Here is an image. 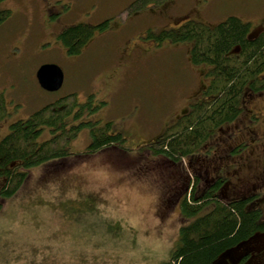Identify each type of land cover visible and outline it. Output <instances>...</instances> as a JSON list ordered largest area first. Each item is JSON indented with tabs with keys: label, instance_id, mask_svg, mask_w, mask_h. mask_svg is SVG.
<instances>
[{
	"label": "rangeland",
	"instance_id": "374dc122",
	"mask_svg": "<svg viewBox=\"0 0 264 264\" xmlns=\"http://www.w3.org/2000/svg\"><path fill=\"white\" fill-rule=\"evenodd\" d=\"M134 1H0V9L10 10L0 23V93L7 111L0 138L12 122L70 93L80 103L89 98L98 106L71 123L110 122V133L125 137V149L103 147L86 155L91 135L82 125L69 142L68 159L30 168L27 180L0 208V264H166L178 240L186 177L189 183L198 172L194 192L199 193L206 175H215L204 168L206 154L224 153L216 148L185 157L180 167L145 149L187 105L205 97L209 79L206 65L191 62L189 43L155 45L145 33L174 26L165 17L166 7L208 24L235 15L254 29L264 19V0H167L166 6L136 10ZM106 20L78 54H68L58 38L67 26ZM45 63L62 69L58 90L47 91L37 82L36 70ZM249 93L243 94L240 117L264 104L262 94ZM228 125L221 124L211 137H220ZM50 134L45 128L41 140ZM154 165L155 176L150 174ZM214 165L216 160L209 171ZM256 166L262 164L247 165ZM164 169L169 177L158 178ZM179 172L186 175V187L171 199L168 179L181 184ZM244 179L241 174L226 183L225 192L235 193Z\"/></svg>",
	"mask_w": 264,
	"mask_h": 264
},
{
	"label": "trees",
	"instance_id": "16d2710c",
	"mask_svg": "<svg viewBox=\"0 0 264 264\" xmlns=\"http://www.w3.org/2000/svg\"><path fill=\"white\" fill-rule=\"evenodd\" d=\"M166 1L135 0L132 6L136 10ZM9 15V9H0V23ZM107 22H79L62 29L58 38L68 54H78L93 33L103 29ZM145 37L155 45L165 40L187 42L191 62L207 66L205 72L209 79L203 90L205 97L190 103L145 145L148 152L160 154L170 163L182 164L185 157L196 156L205 148L216 128L238 117L244 93L264 90V25L251 29L249 22L235 15L208 24L185 14L177 17L172 27L148 28ZM97 107L91 99L80 103L77 95L70 93L10 124L9 132L0 138V177H4L0 183V208L27 180L32 166L53 159L65 161L73 154L69 142L82 125L89 126L91 135L84 154L103 147L125 149L124 135L111 134L110 122L103 125L91 121L71 123L85 113L91 114ZM6 113L0 93V119ZM45 128L51 134L41 140ZM189 178H192L189 183L187 177L185 181L190 190L180 202L177 244L166 264H213L223 251L254 232L264 230L260 211L248 208L245 199L227 201L215 195L220 178L199 193L194 192L200 180L198 172Z\"/></svg>",
	"mask_w": 264,
	"mask_h": 264
},
{
	"label": "flooded vegetation",
	"instance_id": "af4514ba",
	"mask_svg": "<svg viewBox=\"0 0 264 264\" xmlns=\"http://www.w3.org/2000/svg\"><path fill=\"white\" fill-rule=\"evenodd\" d=\"M167 2L168 1L163 5L166 6ZM46 12L48 13L49 9L46 10ZM164 13L169 23L172 22V20L174 22L177 17L181 16L178 14L175 15L173 10L169 7H166ZM260 20L261 24L257 26L264 25V19ZM253 94H262L264 99V90L250 93L251 96ZM183 111H181L180 114ZM247 112L248 114L245 112L242 117L238 116L234 118L228 123V126L220 129V137L217 136L218 133L212 136L213 138L217 137L212 143H207L205 148L200 150V152H217L215 151L216 148L219 152H224L223 154L217 153V155L214 154L212 156L208 154L205 155L206 167L204 169L207 171L206 174L212 171L216 173L215 175H206L205 182L203 183V187L200 188V191L208 189L211 182L216 178H220L221 184L215 192L216 196L227 201L232 199H245L247 202L246 206L260 211L261 217L264 220L262 213V211H264V104L256 110H247ZM180 114L176 115V117ZM167 125L169 124L167 123ZM222 134H226L228 143H224L225 141ZM212 137L210 136L209 140L213 139ZM229 138L234 139L229 140ZM235 153L237 156L234 159L232 156H235ZM214 160H216V165L212 166L209 171L208 166L212 162L214 163ZM258 163L262 164V169L260 166H256L253 170L248 168L251 164L257 165ZM178 165L180 167V164ZM150 168V166L146 167L147 173ZM155 168L156 166L154 165L150 172L151 175L155 176ZM164 172L165 169L158 170L157 174L159 177H157L167 179L169 175ZM241 174H243L245 178L243 184L238 185V190H236L235 193L228 192L227 194L224 189L225 184L233 179H240ZM179 176L181 180V184L179 185L174 184L172 178L168 179L171 184L170 198H172V196H179L181 187L184 185L183 179H185V176L180 172ZM213 264H264V230L256 231L247 238L229 247L214 260Z\"/></svg>",
	"mask_w": 264,
	"mask_h": 264
},
{
	"label": "water",
	"instance_id": "95a60500",
	"mask_svg": "<svg viewBox=\"0 0 264 264\" xmlns=\"http://www.w3.org/2000/svg\"><path fill=\"white\" fill-rule=\"evenodd\" d=\"M39 85L47 91L58 90L63 82L62 69L54 63H45L36 70Z\"/></svg>",
	"mask_w": 264,
	"mask_h": 264
}]
</instances>
